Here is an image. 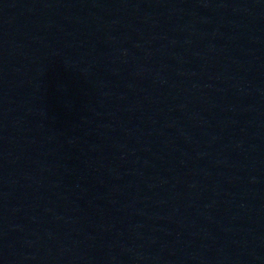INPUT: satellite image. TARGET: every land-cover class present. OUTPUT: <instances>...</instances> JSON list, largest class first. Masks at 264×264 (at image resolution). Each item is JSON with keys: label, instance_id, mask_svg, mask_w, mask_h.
<instances>
[{"label": "water", "instance_id": "1", "mask_svg": "<svg viewBox=\"0 0 264 264\" xmlns=\"http://www.w3.org/2000/svg\"><path fill=\"white\" fill-rule=\"evenodd\" d=\"M0 264H264V0H0Z\"/></svg>", "mask_w": 264, "mask_h": 264}]
</instances>
